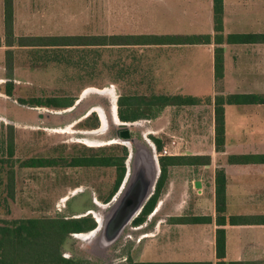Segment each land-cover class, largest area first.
Listing matches in <instances>:
<instances>
[{
  "label": "rangeland",
  "instance_id": "obj_1",
  "mask_svg": "<svg viewBox=\"0 0 264 264\" xmlns=\"http://www.w3.org/2000/svg\"><path fill=\"white\" fill-rule=\"evenodd\" d=\"M136 1L140 21L138 25L132 21L131 26L136 27H130L127 20L123 21V0H64L65 19L48 26L40 24L43 21L39 19L25 18L29 11L23 7L26 0H21L17 32L28 37L46 34L110 37L123 36V29L148 35L159 29L167 30L164 29L167 25L152 18L158 7L156 0ZM0 51L3 52V55L0 52V225L26 219L84 215L96 223L117 192L110 196L117 169L71 166L78 157L100 155L116 160L125 155L126 172L130 149L154 152L157 160L188 156L183 155L182 149H187L185 141L189 139L174 137V121L165 112L167 107H153L148 119L127 122L135 123L128 127L131 144L122 146V141L114 136L117 123L121 122L116 106L120 95L143 97L146 101L153 96H169L162 88L158 68H154L151 45L15 46ZM9 87L11 96L6 95ZM102 90L107 93L95 92ZM47 99H68L71 103L67 108L46 107ZM34 101L41 104L36 106ZM100 113L105 118L104 124ZM89 121L97 122L98 127L84 128L83 124ZM10 134L14 141L12 158L7 156L6 149ZM153 139L161 142L159 151ZM164 148L170 155H162ZM32 160L53 163L27 167L25 163ZM12 173L13 184H9ZM193 179L196 176L189 165L170 167L159 202L142 224L133 227L129 223L111 245L102 248L94 238L82 239L80 235L69 234L59 248L61 257L83 264H127V258L140 264L188 260L191 257L188 242L186 246L181 243L182 238L190 239V230L182 234L174 222L179 217L190 219L199 211L195 194L199 186L194 187ZM185 247L187 251L183 252L181 248Z\"/></svg>",
  "mask_w": 264,
  "mask_h": 264
},
{
  "label": "crops",
  "instance_id": "obj_2",
  "mask_svg": "<svg viewBox=\"0 0 264 264\" xmlns=\"http://www.w3.org/2000/svg\"><path fill=\"white\" fill-rule=\"evenodd\" d=\"M156 3L158 7L152 18L167 25L164 28L167 30L159 29L151 35L159 39L151 47L154 68H158L164 84L162 88L169 96L201 100L195 105L168 106L165 112L170 121H174V137L189 139L185 141L187 149H182L183 155L208 158L207 163L190 166L196 176L192 184L195 187L199 182L195 190L199 211L191 216L209 217L211 221L206 224L174 223L182 234L190 230V239L182 238L181 246L188 242L191 257L181 262L216 264L215 178L217 171H223L224 214L247 219L244 224L222 227L225 231V262L264 264V222L261 221L264 218V162L238 164L229 161L238 156L264 157V103L224 104V147L217 152L214 146L215 96L264 97V42L234 44L223 41L215 44L213 0H156ZM12 6L14 37L27 36L17 32L18 10L23 6L21 0H12ZM23 7L29 11L25 18L39 19L43 21L40 24L47 26L65 19L64 0H26ZM140 16L136 0H123V21L127 20L128 26L136 27L131 26V22L136 21L135 25H138ZM125 30L124 36L148 35ZM228 35H264V0H222V36L225 39ZM206 36L211 38L210 43L162 41L165 37ZM0 43V50L14 48L4 45L3 0H0ZM215 48L222 49V78L219 81L214 77ZM181 250L186 252L187 247ZM181 262L159 260L151 263Z\"/></svg>",
  "mask_w": 264,
  "mask_h": 264
},
{
  "label": "trees",
  "instance_id": "obj_3",
  "mask_svg": "<svg viewBox=\"0 0 264 264\" xmlns=\"http://www.w3.org/2000/svg\"><path fill=\"white\" fill-rule=\"evenodd\" d=\"M4 10V45L6 47H39V48H89L93 46L106 45H152L158 42V38L151 35L138 36H39V37H14L13 34V6L12 0H3ZM213 41L215 44L227 43H255L264 42V35H228L225 39L222 36V0H213ZM163 42H180L186 44L210 43V37H184V38H163ZM1 45V43H0ZM10 51H7L9 53ZM214 77L219 81L222 78V49L214 50ZM11 96L10 87L6 93ZM23 102V101H22ZM36 106L40 101H34ZM201 102L200 99L188 96H153L149 100L138 96L120 95L117 99V117L121 122H135L138 119H148L149 112L153 107L164 108L168 106L195 105ZM71 101L68 99H47L44 102L46 107L67 108ZM264 97L257 95H228L215 96L214 99V146L215 150L221 151L224 147V104H263ZM24 104V103H23ZM88 118V117H87ZM88 120V119H86ZM93 122V121H92ZM96 123V122H94ZM97 124V123H96ZM157 151L161 149V142L153 139ZM7 156L12 158L14 152V141L10 134L6 141ZM124 157L113 160L111 156H91L73 159V167H115L117 169L116 179L112 196L121 184L125 175ZM258 160L264 162V157L255 158L250 156L231 157V163H250ZM208 158L192 156H167L159 157L160 175L156 182L152 196L145 203L139 216L134 219L135 225H140L150 215L159 202V197L168 179V169L174 166L189 165L196 166L207 163ZM203 162V163H202ZM53 163V162H52ZM50 161H30L25 163L27 167H42L52 164ZM9 184H13V173L9 177ZM225 179L223 171L216 172L215 178V211L217 214L215 223V257L216 264H239L225 262V225L244 224L247 219L242 217L225 216ZM176 224H206L210 223L209 217H190L185 219L179 217ZM264 222V218L261 219ZM96 223L88 218L83 219H26L13 221L0 225V264H83L71 259L61 257L59 248L69 234H79L91 231ZM141 264H209V263H141Z\"/></svg>",
  "mask_w": 264,
  "mask_h": 264
},
{
  "label": "water",
  "instance_id": "obj_4",
  "mask_svg": "<svg viewBox=\"0 0 264 264\" xmlns=\"http://www.w3.org/2000/svg\"><path fill=\"white\" fill-rule=\"evenodd\" d=\"M129 126L133 123L119 122L118 128L123 130L120 133L123 142L131 144ZM159 175L160 167L154 152L130 149L126 172L116 194L106 204L107 210L101 216L100 224L96 221V227L87 232L96 233L94 240L99 248L111 245L139 214L153 194ZM198 186L199 182H196L195 187Z\"/></svg>",
  "mask_w": 264,
  "mask_h": 264
},
{
  "label": "flooded vegetation",
  "instance_id": "obj_5",
  "mask_svg": "<svg viewBox=\"0 0 264 264\" xmlns=\"http://www.w3.org/2000/svg\"><path fill=\"white\" fill-rule=\"evenodd\" d=\"M97 123V122H96ZM96 123H94V122H92V121H89V122H86L85 124H83V127L84 128H87V129H91V130H94V129H96V127H98V124H96ZM117 125H118V123H117ZM108 131H110V129H109V127L107 126V128H106V132H108ZM121 131H123V130H121L120 128H116L115 130H114V136L115 137H117V139H120L122 142H120V143H122V146H123V139H121L120 138V133H121ZM129 136H130V134H129ZM118 142V141H117ZM122 180H123V177H122ZM122 182V181H121ZM85 216H87V215H84V216H82V217H78L79 219L80 218H85ZM78 218H64V219H78ZM135 219V218H134ZM134 219L131 221V223L130 224H132L133 225V227H137L138 225H135L134 224ZM125 229V228H124ZM124 229H123V231H124ZM87 232H89V231H87ZM83 233H86V232H83ZM80 234V233H79ZM124 238V237H123ZM111 261V260H110ZM126 262H127V264H140L139 262H132V260H130V259H126Z\"/></svg>",
  "mask_w": 264,
  "mask_h": 264
},
{
  "label": "bare ground",
  "instance_id": "obj_6",
  "mask_svg": "<svg viewBox=\"0 0 264 264\" xmlns=\"http://www.w3.org/2000/svg\"><path fill=\"white\" fill-rule=\"evenodd\" d=\"M95 92H97V93H107V90H102V91H95ZM84 93H86V91L84 92ZM89 93V92H88ZM98 111V110H97ZM104 112V111H103ZM102 112V113H103ZM102 113H100V116H101V119H102V122H103V124L105 123V118H104V116H103V114ZM116 120H114V122H115ZM135 123H133V125H134ZM118 125H119V123H118ZM104 131V130H103ZM123 143H127V142H123ZM93 147V146H92ZM100 220H101V217L98 219V221H97V223L98 224H100ZM95 233V232H94ZM94 233H81V234H76V235H80V238H82V239H93L94 237H95V235H96V233L94 234Z\"/></svg>",
  "mask_w": 264,
  "mask_h": 264
},
{
  "label": "built area",
  "instance_id": "obj_7",
  "mask_svg": "<svg viewBox=\"0 0 264 264\" xmlns=\"http://www.w3.org/2000/svg\"><path fill=\"white\" fill-rule=\"evenodd\" d=\"M161 155V154H160ZM162 155L165 156V155H170V153L167 152V149H163L162 150Z\"/></svg>",
  "mask_w": 264,
  "mask_h": 264
}]
</instances>
